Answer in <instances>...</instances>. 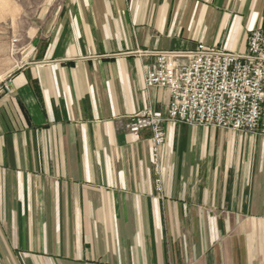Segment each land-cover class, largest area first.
Returning a JSON list of instances; mask_svg holds the SVG:
<instances>
[{
    "label": "crops",
    "instance_id": "obj_1",
    "mask_svg": "<svg viewBox=\"0 0 264 264\" xmlns=\"http://www.w3.org/2000/svg\"><path fill=\"white\" fill-rule=\"evenodd\" d=\"M23 12L0 0V49ZM257 28L264 0H50L0 70V264L263 261L264 136L165 122L159 193L151 131L120 121L164 114L157 52L242 53Z\"/></svg>",
    "mask_w": 264,
    "mask_h": 264
},
{
    "label": "built area",
    "instance_id": "obj_2",
    "mask_svg": "<svg viewBox=\"0 0 264 264\" xmlns=\"http://www.w3.org/2000/svg\"><path fill=\"white\" fill-rule=\"evenodd\" d=\"M8 80L0 87L9 90ZM146 87L164 88L169 100L164 114L151 109L120 117L125 131L138 135L149 129L150 160L161 193L160 151L164 123L213 126L264 136V28L252 30L242 53L199 44L190 51H160L145 73ZM259 264H264V260Z\"/></svg>",
    "mask_w": 264,
    "mask_h": 264
},
{
    "label": "rangeland",
    "instance_id": "obj_3",
    "mask_svg": "<svg viewBox=\"0 0 264 264\" xmlns=\"http://www.w3.org/2000/svg\"><path fill=\"white\" fill-rule=\"evenodd\" d=\"M20 3L21 0H18ZM23 2V24L24 30L22 32H11L8 33V44L6 48L0 49V70L4 68L5 63L10 62L15 58L17 51V43L24 39L26 36L25 30L32 24L37 22V16L40 11H43L48 7L50 0H22ZM20 19V17H18ZM15 23L9 19V25ZM18 36H20L18 38ZM23 36V37H22ZM2 78H0L1 80ZM165 130V129H164ZM251 133V132H250ZM166 134V133H165ZM166 138V135H165Z\"/></svg>",
    "mask_w": 264,
    "mask_h": 264
}]
</instances>
